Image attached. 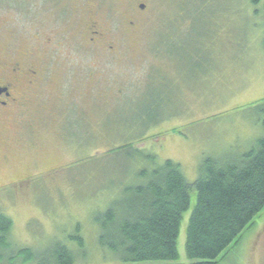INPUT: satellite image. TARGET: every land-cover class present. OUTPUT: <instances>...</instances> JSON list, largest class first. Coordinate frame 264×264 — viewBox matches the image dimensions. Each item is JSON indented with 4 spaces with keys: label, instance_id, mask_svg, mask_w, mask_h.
<instances>
[{
    "label": "rangeland",
    "instance_id": "obj_1",
    "mask_svg": "<svg viewBox=\"0 0 264 264\" xmlns=\"http://www.w3.org/2000/svg\"><path fill=\"white\" fill-rule=\"evenodd\" d=\"M26 3L0 0L12 6L21 37L38 28ZM98 14L119 29V54H71L38 104L0 124V214L13 221L0 264H31L14 256L30 249L42 258L58 243L79 252L75 264H121L99 245L94 216L124 199L123 186L144 182L137 174L152 170L148 155L156 165L180 164L193 184L206 158L240 157L264 137L256 109L264 99V2L103 0ZM57 30L67 53L76 34L66 24ZM26 47L20 38L18 51ZM73 109L80 120H68ZM18 179L39 183H10ZM196 204L193 190L174 263H191L187 228ZM237 241L219 264H264V211Z\"/></svg>",
    "mask_w": 264,
    "mask_h": 264
},
{
    "label": "trees",
    "instance_id": "obj_2",
    "mask_svg": "<svg viewBox=\"0 0 264 264\" xmlns=\"http://www.w3.org/2000/svg\"><path fill=\"white\" fill-rule=\"evenodd\" d=\"M251 2L259 5L264 0ZM257 103L264 128V99ZM146 159L152 170L137 174L144 182L123 186L124 199H116L105 212L94 216L101 231L99 245L112 252L121 264H177L174 262L179 259L181 226L190 209L193 190L197 204L186 240L190 264H219L218 259L238 243V238L264 211V137L240 157L206 158L193 184L185 179L180 164L167 160L156 165L155 155ZM12 228L13 221L0 214V249L9 248ZM75 241L81 249L85 247L80 234ZM37 256L25 249L14 259L24 258L31 264H75L79 252L58 243L44 257Z\"/></svg>",
    "mask_w": 264,
    "mask_h": 264
},
{
    "label": "flooded vegetation",
    "instance_id": "obj_3",
    "mask_svg": "<svg viewBox=\"0 0 264 264\" xmlns=\"http://www.w3.org/2000/svg\"><path fill=\"white\" fill-rule=\"evenodd\" d=\"M10 7L0 4V124L5 127L11 120H18L17 116L32 104L39 103L45 89L58 74L55 67L70 60L71 54L83 49L99 56H116L122 49L114 40L115 35L120 34L119 29H109L105 19L98 14L103 0H27L28 22L38 28L31 36L24 37L14 27ZM47 14L51 16L47 17ZM63 24L76 34L67 53H61L66 40L57 30ZM129 24L135 28L137 22L133 20ZM43 29L50 31H38ZM20 38L27 40L24 53L18 51ZM73 112V119L69 115L68 120H80L77 110L73 109ZM10 183L22 186L39 181L18 179Z\"/></svg>",
    "mask_w": 264,
    "mask_h": 264
},
{
    "label": "water",
    "instance_id": "obj_4",
    "mask_svg": "<svg viewBox=\"0 0 264 264\" xmlns=\"http://www.w3.org/2000/svg\"><path fill=\"white\" fill-rule=\"evenodd\" d=\"M141 9L144 10L145 9V5H141Z\"/></svg>",
    "mask_w": 264,
    "mask_h": 264
}]
</instances>
